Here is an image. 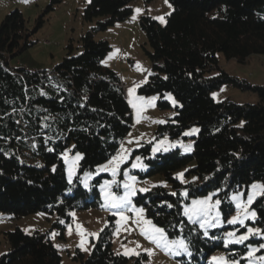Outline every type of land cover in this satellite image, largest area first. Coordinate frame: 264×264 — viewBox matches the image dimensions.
Here are the masks:
<instances>
[{"label":"trees","instance_id":"1","mask_svg":"<svg viewBox=\"0 0 264 264\" xmlns=\"http://www.w3.org/2000/svg\"><path fill=\"white\" fill-rule=\"evenodd\" d=\"M61 1L50 0L33 30L17 8L0 21V213L13 218L38 211L55 216L53 227L62 238L71 211L101 205L98 187L105 174L92 179L90 189L81 183L82 175L110 159L130 129L121 77L102 63L111 45L94 34L129 17L134 0H89L82 16L95 24L81 36L78 54H72L70 42L65 56L50 69L11 66L12 58L34 44L31 35L42 25L43 15ZM169 1L173 8L163 25L149 14L139 19L150 47L151 71L137 91L158 95L161 109L174 107L157 133L170 139L191 137L192 150L172 147L151 155L150 143L135 149L147 166L141 176H163V183L139 193L135 203L169 238L190 242L191 255L178 257L183 264H209L210 255L225 248L226 225L204 236L198 224L183 216V203L216 189L226 218L235 210L232 192L247 191L255 181L264 185V83L251 84L219 65L221 57L245 61L252 54L264 55V0ZM224 84L251 89L258 101L215 100L212 92ZM166 94L175 98L174 106ZM193 126L198 131L185 135ZM69 147L82 155L71 184L63 159ZM250 208L256 218L247 222L264 232V198L258 196ZM113 229L110 220L92 240L90 253L76 249L74 259L79 264H126L130 257L112 249ZM4 236L8 250L0 254V264H61L49 231L27 233L16 227ZM260 244L261 236L232 243L229 248L236 252L229 256L262 264L258 258L264 249L247 255ZM140 256L133 264H142Z\"/></svg>","mask_w":264,"mask_h":264},{"label":"rangeland","instance_id":"2","mask_svg":"<svg viewBox=\"0 0 264 264\" xmlns=\"http://www.w3.org/2000/svg\"><path fill=\"white\" fill-rule=\"evenodd\" d=\"M88 1L62 0L54 9L45 13L43 15L44 21L42 25L37 27L31 35L34 44L17 57L12 58L10 60L11 66H21L28 69H50L65 56L67 51L66 46L70 42L73 45L72 54H78L82 50L80 47L81 36L95 24V20L89 22L84 20L82 16L83 9ZM49 2L50 0H0V21L6 13L17 8L23 13L27 27L33 30L36 26L37 18L44 12ZM131 5L132 13L129 17L123 21L115 22L107 29L97 31L94 34L95 39H106L111 45V50L102 59V63L116 70L120 75L125 96L130 107V129L118 150L110 158L112 159L118 153H124L125 150L127 152L124 161L119 164L117 176L113 178L111 172L108 171L97 172V169L101 165L107 164L110 159L99 164L94 171L86 172L91 173L87 179H85V173L82 175L80 179L81 183L84 186L86 183V188L90 189V181L101 174H105L101 177V183L98 187L101 205L99 208L89 207L71 211V221L65 224L62 238L60 237L58 228L53 227V223L56 220L55 216H47L44 212L38 211L20 218H13L9 214L0 213V254L8 250L4 236L6 231L19 227L23 231L31 233L38 229L44 232L49 231L54 245L61 254V264H79L78 260L73 257L76 249L88 255L91 251L92 240L96 239L100 230L112 220L114 221L112 249L116 253L130 257L126 264H133L134 258L141 254L146 255L145 257L140 256L142 264H183L178 257L185 253H181L178 256L173 255L150 242L141 232V229L147 226L140 222V217L137 216L136 212L131 210V208L123 210V216L127 219H121L120 215L117 214V209L105 206L104 194L100 189V186L105 181L115 179L121 186L117 187L116 184H113L112 191L117 195H122L124 192L122 182L134 176L136 178L134 187L137 192L135 196L131 197L132 204L136 208H144L142 205L135 203V197L139 193L145 192L140 191V189L149 190L153 186L163 183V176L161 174H154L149 177L141 176L142 172L146 171L147 166L143 158L134 152L135 149L144 143H150L151 155L159 151H164L163 149L165 147L168 150L172 147H178L185 151V146L191 145L192 150L193 139L191 137L170 139L166 134L159 135L157 133L158 124L164 122L166 118L171 117L175 113L174 107L161 109L157 105L158 95H141L137 91L138 85L146 81L151 71V61L146 53L147 50H150V47L145 33L140 27L139 19L143 14H149L163 25L166 21V16L171 12L173 6L169 0H150L149 2L134 0ZM136 9H140V11L137 12ZM161 18L163 22H161ZM219 65L239 79H243L251 84L261 85L264 83V55L252 54L245 61H237L235 59L226 60L221 57L219 59ZM129 89H134L131 95L129 94ZM212 96L215 100L229 98L240 104L256 103L258 101V95L251 89L226 84L213 91ZM140 97H143L144 100H140ZM153 97H155L154 100L152 99ZM164 98L169 100L172 106L177 103L171 94H166ZM148 101H151V104ZM133 104L136 107H133ZM192 129L197 128L195 126L188 128L185 133ZM161 140L165 141L163 145L159 144ZM70 148L63 154L67 179L69 168L73 167L72 161L76 156V153H73ZM154 148H159V150L153 151ZM136 157L141 158L140 164L142 167H132V164L136 163ZM77 165L78 162L74 166L73 178ZM253 183L262 184L259 181ZM253 183L249 185L247 191L241 189L231 193L230 199L235 207V210L230 213L231 215L224 218L220 205L218 206L221 223L213 228H221L226 225L222 230L225 248L213 252L209 257V264H218L220 257L226 258L229 264L232 261H238L239 264H244L238 260V257L234 258L229 256L230 253H235L236 249L229 248V245L232 243H227L226 234L228 232H236L237 235L246 233L248 227L254 228L253 225L247 222L253 219L249 218L245 221L244 225L232 224L231 226L227 223V220L240 212L236 208V201L232 197L241 194L242 199H246V194L251 191V185ZM217 191L216 189L210 190L206 195L190 199L189 202L183 203V209L186 205H191L193 200H202L209 196H211L212 202H214L217 200L214 196ZM249 209L251 210L250 206ZM143 216L151 220L146 216L145 211ZM213 228H209L208 230ZM169 239L183 238L179 236ZM252 248L255 247H250V250ZM213 257H216L217 261H214ZM257 257L255 256V258Z\"/></svg>","mask_w":264,"mask_h":264},{"label":"snow or ice","instance_id":"3","mask_svg":"<svg viewBox=\"0 0 264 264\" xmlns=\"http://www.w3.org/2000/svg\"><path fill=\"white\" fill-rule=\"evenodd\" d=\"M137 12L140 9H136ZM161 22L163 19L161 18ZM134 89H129V94L131 95ZM140 100H144L143 97L139 98ZM153 100L155 97L152 98ZM131 103V101H130ZM151 104V101H148ZM175 103V101H173ZM133 107H136L133 104ZM242 126V125H241ZM198 131L197 129H192L189 132H186L185 135H192L194 132ZM165 143L164 140L159 142L160 145ZM159 148H154L153 151H158ZM167 151L168 149L165 147L163 149ZM185 151H191V145L185 146ZM127 155L126 150L124 153H118L116 156L112 157L107 164L101 165L97 172L108 171L111 172L113 178H115L118 174L119 164L122 163ZM82 159V155L80 153H76L74 160L72 161L73 167L69 168L68 173V182L72 183V178L74 174V166H76L77 162ZM136 163L132 164L133 168L142 167L140 164V157H136ZM91 173H85V179H87ZM125 175H127L125 173ZM182 175V174H180ZM135 177L131 176L128 180L122 182V187L124 188V192L122 195H117L112 191L113 184H116L117 187H120L121 184L117 183L115 179L112 181H105L101 186V192L104 194L105 198V206L110 207L112 209H117V214L120 215L121 219H127L123 216V210L131 208V210L135 211L137 216L140 217V222L146 225V228H142L141 232L150 240V242L154 243L157 247L164 249L166 252L173 255H181V253H185L187 255H191L189 251V241H186V238L183 239H169V235L166 230L162 226H158L154 224L151 220L145 218L143 213L145 211L144 208H136L135 205L132 204L131 197L136 195L137 190L134 187ZM85 187L87 184L85 183ZM140 191H147V189H140ZM175 195V193H173ZM187 196V192L184 193ZM264 198V185L253 183L251 185V191L246 194V199H242L241 194L234 195L232 199L236 201V208L240 210L236 216H233L231 219L227 220L228 224H240L244 225L245 221L249 218L255 219L256 212L255 210H250L249 206L257 199V197ZM221 204L219 199L212 202L211 196L206 197L202 200H193L191 205H186L183 209V216L187 217V220L193 225L198 224L201 229L204 230V236L208 235V229L216 227L221 223L220 212L218 211V206ZM171 207V205H169ZM242 212V214H241ZM95 235V234H93ZM227 243H235V244H243L245 241L249 240L252 236H261L264 238V232H262L258 228L248 227L246 233L237 235L236 232H228L227 234ZM82 246V245H81ZM260 249H264V244H260L257 248H252L248 252V257H252L256 251ZM262 264H264V256L258 258ZM214 261H217L216 257H213ZM218 264H229V261L220 257L218 260ZM231 264H239L238 261H232Z\"/></svg>","mask_w":264,"mask_h":264},{"label":"built area","instance_id":"4","mask_svg":"<svg viewBox=\"0 0 264 264\" xmlns=\"http://www.w3.org/2000/svg\"><path fill=\"white\" fill-rule=\"evenodd\" d=\"M48 42V41H47Z\"/></svg>","mask_w":264,"mask_h":264}]
</instances>
